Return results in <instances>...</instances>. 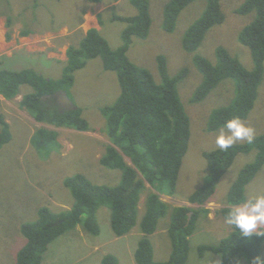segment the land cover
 Segmentation results:
<instances>
[{"label":"rangeland","instance_id":"obj_1","mask_svg":"<svg viewBox=\"0 0 264 264\" xmlns=\"http://www.w3.org/2000/svg\"><path fill=\"white\" fill-rule=\"evenodd\" d=\"M168 1L149 0V35L146 39L133 38L128 56L136 64L148 68L157 79L159 54L167 57L170 75H175L183 67L188 69L186 78L179 83V90L190 119L189 145L182 160L175 194H161V199L171 206L187 205L197 209L200 205L189 202L188 196L204 183L208 171L204 152L217 149L215 137L219 129L210 131L207 123L214 110L231 102L235 96V83L226 78L202 101H191L203 77L194 64V53L183 48L182 39L187 28L202 15L207 2L197 0L189 4L179 14L174 31L167 32L162 25L164 6ZM244 1L221 0L225 20L208 30L197 51L199 54L215 62L216 49L222 46L247 69L254 67L249 47L239 40L241 30L255 16L254 12L246 15L236 12ZM136 12L131 0H0V66L14 70L33 68L58 79L63 74L68 47L79 45L89 28H98L110 46L117 48L122 43L126 23L114 17L132 16ZM8 18L11 27L7 26ZM9 30L10 38L7 37ZM74 76L71 100L83 109V116L91 127L87 131L37 122L19 106L22 95L14 100L0 97V113L11 130V139L0 149V264H16L18 253L27 242L22 226L36 220L41 207L47 206L55 212L71 207L74 199L65 185L68 177L80 173L93 183L112 186L121 180L120 169L107 168L100 163L110 143L102 108L111 105L120 94L117 74L106 70L102 58L96 57L88 60ZM29 90V85H22V93ZM242 121L254 129L255 137L264 134V72L255 105ZM42 127L58 132L57 144L49 149L37 148L32 142L35 131ZM255 156L256 149L238 154L221 177L212 201L206 205L208 215L199 216L196 230L190 237L187 264H221L219 255L211 251L200 255L199 249L203 244H218L232 230L225 225L220 210L227 206L226 196L241 169ZM126 161L131 163L128 157ZM256 192H264V166L247 186V196ZM146 195L147 192L143 193L139 202V220L145 211ZM97 216L98 235L88 233L78 225L50 246L44 254L43 264H101L102 258L110 253L117 256L120 264H137L135 251L142 236L139 223L129 233L116 236L111 224V209L101 206ZM170 220L169 211L150 235L156 261H166L172 253L168 234ZM260 256L264 259V244ZM239 264L248 262L242 258Z\"/></svg>","mask_w":264,"mask_h":264},{"label":"trees","instance_id":"obj_2","mask_svg":"<svg viewBox=\"0 0 264 264\" xmlns=\"http://www.w3.org/2000/svg\"><path fill=\"white\" fill-rule=\"evenodd\" d=\"M131 1L137 9L135 15L114 17L126 23L121 45L112 48L98 28H89L79 45L68 47L63 74L58 79L33 68L14 70L0 66V97L14 100L22 95L19 106L37 122L80 131L91 129L83 116V109L79 106L60 109L54 93L63 89L72 99L75 72L96 57L102 58L106 70L116 72L121 87L118 98L102 108L110 143L100 158L103 166L121 170L120 182L114 186L96 184L80 173L68 177L65 185L72 192L73 204L69 209L57 212L43 206L36 220L23 224L22 231L27 242L18 253L16 264H43L44 254L50 246L78 225H82L88 233L98 235L97 211L101 206L111 209V224L116 236L129 233L139 223L142 236L135 251L137 264H187L189 241L196 230L197 220L201 214L208 215L206 205L212 201L221 177L235 157L256 149L255 159L241 169L231 185L225 201L227 206L220 210L224 217L229 205L242 203L247 197V186L264 166V134L256 136L251 144L236 143L227 151H205L208 171L204 183L188 196V201L200 205L199 208L171 206L161 199V194H175L182 160L189 145L190 119L179 90V83L186 78L188 69L183 67L175 75H170L167 57L159 54L157 79L148 68L130 59L128 50L133 38L146 39L151 27L149 0ZM194 1L197 0H169L164 6V30L174 31L179 14ZM206 2L202 15L185 31L182 46L187 52L194 53V64L203 77L191 97L192 102L205 99L226 78L233 79L235 83V96L231 102L214 110L209 117L207 128L215 131L233 117L246 119L257 100L264 72V0H245L236 9L239 14L255 13L253 20L239 34V40L252 53V69H247L222 46L216 49L215 62L197 52L208 30L225 20L221 0ZM98 18L102 23L100 15ZM7 26L11 27L10 18ZM10 36L9 30L7 37ZM22 85H29L31 90L22 93ZM57 135L56 130L39 128L32 137L33 145L49 149L57 144ZM10 139V124L0 113V149ZM126 157L131 163L126 161ZM145 192V211L139 220V202ZM169 211L168 234L172 241V253L168 260L156 261L150 235ZM189 212H192L190 219ZM263 244L264 237L243 238L232 229L218 244H203L199 250L200 255L207 251L219 255L221 264H239L242 258L248 264L259 258L264 264L260 256ZM101 264L120 263L117 256L110 253L102 258Z\"/></svg>","mask_w":264,"mask_h":264},{"label":"clouds","instance_id":"obj_3","mask_svg":"<svg viewBox=\"0 0 264 264\" xmlns=\"http://www.w3.org/2000/svg\"><path fill=\"white\" fill-rule=\"evenodd\" d=\"M255 140L254 129L247 126L240 117L227 120L215 137V145L220 151H227L237 141ZM225 225L236 230L243 238L264 237V192L248 195L242 203L229 205L224 218ZM252 264H261L259 258Z\"/></svg>","mask_w":264,"mask_h":264},{"label":"water","instance_id":"obj_4","mask_svg":"<svg viewBox=\"0 0 264 264\" xmlns=\"http://www.w3.org/2000/svg\"><path fill=\"white\" fill-rule=\"evenodd\" d=\"M54 96L58 98L59 104L64 108H76L74 102L68 96L67 92L63 89L58 90L54 93ZM192 216V212H189V219Z\"/></svg>","mask_w":264,"mask_h":264},{"label":"flooded vegetation","instance_id":"obj_5","mask_svg":"<svg viewBox=\"0 0 264 264\" xmlns=\"http://www.w3.org/2000/svg\"><path fill=\"white\" fill-rule=\"evenodd\" d=\"M55 97H56V96H55ZM56 100H57V104H58V106H59L60 109H63V110H64V109H67V108L62 107V106L59 104V101H58V98H57V97H56Z\"/></svg>","mask_w":264,"mask_h":264}]
</instances>
